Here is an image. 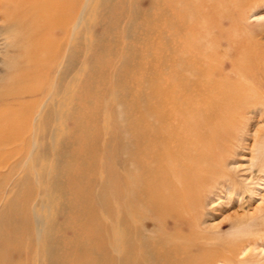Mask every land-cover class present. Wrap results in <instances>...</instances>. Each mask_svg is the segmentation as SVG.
<instances>
[{"label": "bare ground", "instance_id": "bare-ground-1", "mask_svg": "<svg viewBox=\"0 0 264 264\" xmlns=\"http://www.w3.org/2000/svg\"><path fill=\"white\" fill-rule=\"evenodd\" d=\"M131 1L137 7L0 0V35L11 34L14 53L0 83V190L16 188L0 214V247L13 258L0 251V264L36 247L41 264L232 260L234 245L220 255L224 247L207 243L197 218L208 190L227 176L226 145L239 118L264 97V37L250 23L264 0ZM92 6L135 28L93 21L101 31L91 30L97 41L86 46L107 59L90 63L84 77ZM154 40L156 53L144 57ZM122 70L136 76L122 78ZM84 91L95 99L83 100Z\"/></svg>", "mask_w": 264, "mask_h": 264}, {"label": "rangeland", "instance_id": "rangeland-1", "mask_svg": "<svg viewBox=\"0 0 264 264\" xmlns=\"http://www.w3.org/2000/svg\"><path fill=\"white\" fill-rule=\"evenodd\" d=\"M97 1L103 2L104 0ZM112 1L115 2V0ZM115 4L137 7V2H132L131 0H117ZM93 6L89 10L87 17H85L86 19L83 25L84 41L82 58L84 60L82 61L84 63V77L87 75L86 72L90 63L97 67L101 60H104V58L107 59L106 54L92 53L90 48L86 46L94 40L97 41V38L92 35L91 30L96 35H99L101 31V24L93 27V21H111L114 24L117 22L120 28H127L128 26L135 28L133 26L135 22L131 23L127 21L126 17L118 20L115 17L112 18V16H108L107 18V15L104 14L105 10L98 9L95 11ZM144 9H147V7ZM93 10L94 13H92ZM253 13H256L255 17L250 19V23L254 24L253 31L264 37V6L259 10L256 9ZM148 18L149 22H153L154 29L156 21L155 14H151ZM136 25L143 27L144 30L151 31V27L149 28L144 24L136 22ZM113 34L112 32L107 33L105 37H112ZM10 36L11 34L8 33L0 35V83L3 82L2 79L5 78L10 65L13 63L14 53L10 50L8 51L6 48L7 37ZM154 45L155 40L148 44L144 51V57L156 53ZM87 57H89L88 60H86ZM117 62V60L111 59L109 66L115 67L114 65ZM144 62L145 66H156L146 60ZM128 73L131 78L136 76V70H122L119 72V75L123 78ZM137 82L135 80L132 83L124 84V88L135 86ZM100 88L101 86L98 87V90ZM106 88L108 87H102L101 90L107 91ZM261 93L262 95L264 94V89ZM94 94V92L87 93L84 91L82 96L83 100H88L89 98L95 99ZM233 131V137L226 145L227 176H225L223 182L215 183L206 193L203 211L201 214H198L199 218L197 220L199 221L197 222V229L201 236L207 237V243L224 247L220 255L226 254L229 256L230 253L227 247L234 245L235 253L231 255L232 260L217 264H264V97L249 106L248 112L239 118ZM103 157L105 156H101V158ZM23 168H18L14 181L16 180L17 182V180L26 175V168L28 169L29 166H23ZM12 183L3 186L0 190L5 195L0 200V214L5 207L11 204V200L9 199L10 195H7L11 189V192L16 190ZM18 192L26 193L27 190L19 188ZM38 208L40 210L39 214H43L45 210L41 207ZM50 210L48 208V212ZM59 219L63 220L62 218ZM22 243L25 246L30 245V242L27 240H22ZM34 250L32 254H26L24 252L20 258L16 257L14 260L16 262L15 264L20 261L23 264H36V262L37 264H41L39 263V259L41 260L43 257V255L41 256V250L37 247ZM12 253L13 251L11 252L10 248H7L1 252V255L7 262L11 259Z\"/></svg>", "mask_w": 264, "mask_h": 264}]
</instances>
